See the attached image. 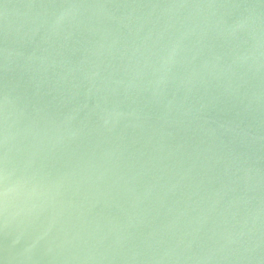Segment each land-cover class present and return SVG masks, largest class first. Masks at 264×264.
<instances>
[{"label":"water","instance_id":"obj_1","mask_svg":"<svg viewBox=\"0 0 264 264\" xmlns=\"http://www.w3.org/2000/svg\"><path fill=\"white\" fill-rule=\"evenodd\" d=\"M0 264H264V0H0Z\"/></svg>","mask_w":264,"mask_h":264}]
</instances>
